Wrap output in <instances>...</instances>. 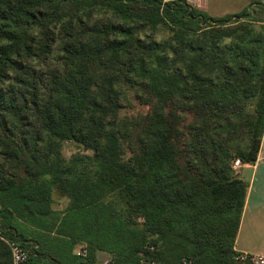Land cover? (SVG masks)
I'll return each mask as SVG.
<instances>
[{
	"label": "trees",
	"instance_id": "obj_1",
	"mask_svg": "<svg viewBox=\"0 0 264 264\" xmlns=\"http://www.w3.org/2000/svg\"><path fill=\"white\" fill-rule=\"evenodd\" d=\"M263 130L264 0L221 17L184 0H0V233L24 264H251L232 166L255 162ZM68 141L90 154L64 157Z\"/></svg>",
	"mask_w": 264,
	"mask_h": 264
},
{
	"label": "crops",
	"instance_id": "obj_2",
	"mask_svg": "<svg viewBox=\"0 0 264 264\" xmlns=\"http://www.w3.org/2000/svg\"><path fill=\"white\" fill-rule=\"evenodd\" d=\"M205 6V0L201 3ZM231 13H223L221 16ZM238 175L248 182L247 194L235 241L238 252L264 256V130L254 163L242 164ZM98 260L109 259L105 252L98 253Z\"/></svg>",
	"mask_w": 264,
	"mask_h": 264
},
{
	"label": "rangeland",
	"instance_id": "obj_3",
	"mask_svg": "<svg viewBox=\"0 0 264 264\" xmlns=\"http://www.w3.org/2000/svg\"><path fill=\"white\" fill-rule=\"evenodd\" d=\"M250 1L252 0H205V6H201V3L203 2L202 1L198 6V8L210 16L221 17V15L225 12L227 13L239 12L246 5H248ZM144 112H146L145 106H140L138 104H135L134 107L132 109L127 110L125 114H128L129 116H136L138 113L144 114ZM77 153L90 154L89 151H84L80 146H78L73 142L68 141L63 144L62 154L64 155V157L69 158ZM239 168L234 169L237 174ZM53 199H54L53 208L55 209H63L67 204V199L58 194H55L53 196ZM103 260L104 258L101 257L100 261L102 262Z\"/></svg>",
	"mask_w": 264,
	"mask_h": 264
},
{
	"label": "built area",
	"instance_id": "obj_4",
	"mask_svg": "<svg viewBox=\"0 0 264 264\" xmlns=\"http://www.w3.org/2000/svg\"><path fill=\"white\" fill-rule=\"evenodd\" d=\"M163 1H172V0H163ZM189 4H192L194 6H199L200 3L203 0H184ZM242 165L239 159H236L233 162V169H237ZM0 240L5 241L9 247H10V252H11V264H24L26 259H27V250L20 246L17 242L15 241H9L6 240L3 235L0 233ZM76 253L79 255L84 256L86 253V250L84 247L77 248ZM238 259L240 261H246L249 260L251 264H264V256L260 254H250V253H244L241 252L240 255L238 256ZM104 264H111L109 260H106L103 262ZM140 264H156L154 260L150 259H142L140 261Z\"/></svg>",
	"mask_w": 264,
	"mask_h": 264
}]
</instances>
